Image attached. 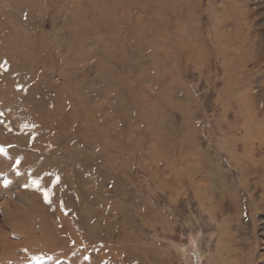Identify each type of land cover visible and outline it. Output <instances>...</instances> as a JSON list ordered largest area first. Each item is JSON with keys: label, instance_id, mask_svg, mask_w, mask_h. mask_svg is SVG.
<instances>
[{"label": "rangeland", "instance_id": "rangeland-1", "mask_svg": "<svg viewBox=\"0 0 264 264\" xmlns=\"http://www.w3.org/2000/svg\"><path fill=\"white\" fill-rule=\"evenodd\" d=\"M151 1L0 0V264H264V0Z\"/></svg>", "mask_w": 264, "mask_h": 264}, {"label": "bare ground", "instance_id": "bare-ground-1", "mask_svg": "<svg viewBox=\"0 0 264 264\" xmlns=\"http://www.w3.org/2000/svg\"><path fill=\"white\" fill-rule=\"evenodd\" d=\"M37 1V0H36ZM109 1V0H108ZM108 1L107 0H101V2H102V6H103V8L104 7H106V8H104L103 10H105V12L108 10ZM153 2V0L151 1V5L153 4L152 3ZM158 2H159V4H158V6L156 7V9L154 10V12H153V15H155V16H158V15H160L161 13H162V11H163V9H164V5H165V3H167V0H158ZM145 3V2H144ZM140 4V3H139ZM109 5H110V3H109ZM126 5V4H125ZM126 6H128L127 8H130V7H132V6H130L129 7V5H128V3H127V5ZM145 9V8H144ZM12 13V12H11ZM241 14H242V12H238V18H240V16H241ZM7 15H9V14H7ZM104 16H106V14L104 15ZM116 16L117 15H115V18H113L112 16L110 17V18H113V19H109V21L108 22H110L109 23V26H111V22L113 21V20H115V19H117L116 18ZM119 16V15H118ZM121 16V15H120ZM119 16V17H120ZM10 17H11V15H10ZM105 18V17H104ZM13 19H14V17H13ZM89 19H90V22H91V25L93 26V25H95L96 27H97V25L99 24V21H100V16H99V14L98 13H95L94 11L93 12H91L90 14H89ZM108 22H106V24L108 23ZM153 30V29H152ZM24 32H25V30H24ZM99 32V31H98ZM22 35H23V33H22ZM100 34L98 33L97 34V36H99ZM101 36V35H100ZM25 37V36H24ZM26 38V37H25ZM96 39H99V37L98 38H96ZM101 39H102V36H101ZM20 40V39H19ZM39 41H40V39H38ZM114 40V39H113ZM24 41H26V43L27 44H29L30 43V40L29 39H26V40H24ZM116 40H114L113 41V45H112V47H114L113 49H112V55H111V57H112V59L114 60H118V61H125V60H127V55H126V53L127 52H129V50H130V48L128 49V47H122V46H119L118 45V43L117 42H115ZM229 41L230 40H226V42H228L229 43ZM32 43V42H31ZM227 43V44H228ZM35 44V43H34ZM115 45H116V47H115ZM117 45H118V47H117ZM57 46V45H56ZM61 46V45H60ZM68 46V45H67ZM226 46H228V45H226ZM225 46V49H223L224 50V52H222L223 54H225V53H227L228 52V50H229V47H226ZM6 47V46H5ZM46 47V46H45ZM58 47V46H57ZM4 48V47H3ZM7 48V47H6ZM35 48V47H34ZM125 48V49H124ZM203 48V47H202ZM9 49V48H8ZM48 49V48H47ZM126 52H124L123 50ZM32 50V49H31ZM3 51V50H2ZM40 51V50H39ZM38 52V51H37ZM41 52H42V50H41ZM58 52V51H57ZM31 54V53H30ZM30 54H28V55H30ZM39 55V54H38ZM7 56V55H6ZM29 57V56H28ZM67 59V58H66ZM131 60V59H130ZM32 61V60H31ZM67 61V60H66ZM46 64H48V63H46ZM70 64V63H69ZM84 66V65H83ZM73 67V66H72ZM142 73V72H141ZM113 76V75H112ZM102 77V76H101ZM72 78V77H71ZM69 82V81H68ZM120 82V81H119ZM41 83H43L42 81H41ZM43 88H44V86H42ZM114 87V86H113ZM46 88V87H45ZM48 88V87H47ZM46 88V89H47ZM50 90V89H49ZM40 91V90H39ZM45 92V91H44ZM47 92V91H46ZM36 93V92H35ZM38 93V92H37ZM50 93V92H49ZM61 93V92H60ZM41 94V93H40ZM58 95V94H57ZM82 96V95H81ZM50 98H52V97H50ZM40 100H37V102H35L36 104H38V102H39ZM166 102V101H165ZM40 105V104H39ZM58 106V105H57ZM148 108V107H147ZM31 112V113H30ZM153 112V111H152ZM39 114V112L37 111V109H31L30 110V108H21V110H20V117H22V118H24L25 119V121H27L28 119H34V117H36L37 115ZM24 121V122H25ZM25 124H29L28 122H26ZM264 193V192H263Z\"/></svg>", "mask_w": 264, "mask_h": 264}]
</instances>
